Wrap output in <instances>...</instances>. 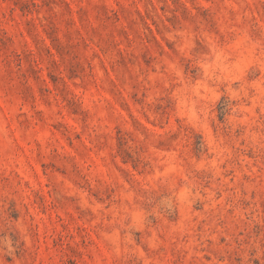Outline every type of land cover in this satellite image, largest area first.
<instances>
[{"label": "rangeland", "instance_id": "374dc122", "mask_svg": "<svg viewBox=\"0 0 264 264\" xmlns=\"http://www.w3.org/2000/svg\"><path fill=\"white\" fill-rule=\"evenodd\" d=\"M0 264H264V0H0Z\"/></svg>", "mask_w": 264, "mask_h": 264}]
</instances>
